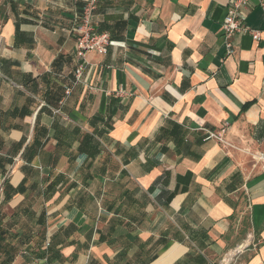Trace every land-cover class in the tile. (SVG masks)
<instances>
[{
  "label": "crops",
  "instance_id": "0c3cea01",
  "mask_svg": "<svg viewBox=\"0 0 264 264\" xmlns=\"http://www.w3.org/2000/svg\"><path fill=\"white\" fill-rule=\"evenodd\" d=\"M89 1L0 0L12 264H219L240 246L236 264H264V33L227 55L229 0H94L110 45L77 83ZM244 24L264 32L258 0ZM4 183L20 192L1 205Z\"/></svg>",
  "mask_w": 264,
  "mask_h": 264
},
{
  "label": "built area",
  "instance_id": "2783aa9c",
  "mask_svg": "<svg viewBox=\"0 0 264 264\" xmlns=\"http://www.w3.org/2000/svg\"><path fill=\"white\" fill-rule=\"evenodd\" d=\"M261 7H264V0H258ZM248 5V0H229L226 8V15L221 23V29L224 36L227 55L233 53L229 39L235 34L249 33L254 40H258L264 32H251L245 26V9ZM94 7V0L89 1L82 9L81 15L75 14L74 23L76 33L75 49L78 58L83 61L75 68V82H80L85 70V58L88 53H96L105 55L110 45V35L107 32L95 31L90 25L91 13ZM70 94V89H65V95ZM206 139H213L222 142L219 135L211 132H205ZM262 159V157H260ZM1 191V189H0ZM45 247H49L48 241ZM246 247H238L232 254L228 255L226 260L222 259L219 264H236L237 258L244 252Z\"/></svg>",
  "mask_w": 264,
  "mask_h": 264
},
{
  "label": "trees",
  "instance_id": "16d2710c",
  "mask_svg": "<svg viewBox=\"0 0 264 264\" xmlns=\"http://www.w3.org/2000/svg\"><path fill=\"white\" fill-rule=\"evenodd\" d=\"M246 107V106H245ZM243 108V110L245 109ZM26 152V148L24 150ZM24 152L22 155H24ZM11 163V161H9ZM2 192L4 195L3 202L1 205L4 203H7L15 194L20 192V187L13 189L8 184L4 183ZM1 208V207H0ZM1 211V209H0ZM10 227L7 225V227H3L2 225V220L0 219V248L5 247L7 249L6 251V264H12L13 262V253L15 252L16 247L21 246V244H24L22 241L23 238L19 237L16 233H12L10 231ZM50 246V244H49ZM48 248V247H47Z\"/></svg>",
  "mask_w": 264,
  "mask_h": 264
},
{
  "label": "rangeland",
  "instance_id": "374dc122",
  "mask_svg": "<svg viewBox=\"0 0 264 264\" xmlns=\"http://www.w3.org/2000/svg\"><path fill=\"white\" fill-rule=\"evenodd\" d=\"M25 222L28 224V222H27V221H25ZM25 222L23 221L22 223H23V224H25Z\"/></svg>",
  "mask_w": 264,
  "mask_h": 264
}]
</instances>
